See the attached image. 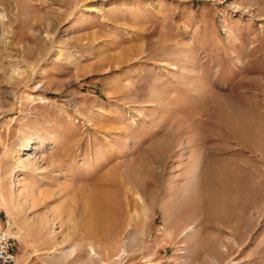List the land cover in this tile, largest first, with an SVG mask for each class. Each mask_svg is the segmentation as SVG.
<instances>
[{"label":"rangeland","instance_id":"374dc122","mask_svg":"<svg viewBox=\"0 0 264 264\" xmlns=\"http://www.w3.org/2000/svg\"><path fill=\"white\" fill-rule=\"evenodd\" d=\"M5 227L15 264H264V0H0Z\"/></svg>","mask_w":264,"mask_h":264},{"label":"built area","instance_id":"2783aa9c","mask_svg":"<svg viewBox=\"0 0 264 264\" xmlns=\"http://www.w3.org/2000/svg\"><path fill=\"white\" fill-rule=\"evenodd\" d=\"M10 228L0 229V264H15L16 256L14 253V245L16 238L10 233Z\"/></svg>","mask_w":264,"mask_h":264},{"label":"bare ground","instance_id":"6f19581e","mask_svg":"<svg viewBox=\"0 0 264 264\" xmlns=\"http://www.w3.org/2000/svg\"><path fill=\"white\" fill-rule=\"evenodd\" d=\"M17 166H22L19 161L16 160Z\"/></svg>","mask_w":264,"mask_h":264}]
</instances>
